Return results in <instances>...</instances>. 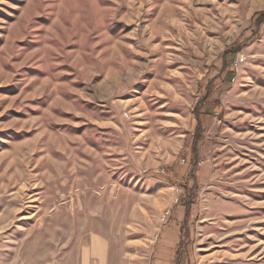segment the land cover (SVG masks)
<instances>
[{"label":"rangeland","instance_id":"rangeland-1","mask_svg":"<svg viewBox=\"0 0 264 264\" xmlns=\"http://www.w3.org/2000/svg\"><path fill=\"white\" fill-rule=\"evenodd\" d=\"M261 12L0 0V264H264Z\"/></svg>","mask_w":264,"mask_h":264},{"label":"crops","instance_id":"crops-1","mask_svg":"<svg viewBox=\"0 0 264 264\" xmlns=\"http://www.w3.org/2000/svg\"><path fill=\"white\" fill-rule=\"evenodd\" d=\"M205 121H206V117H205ZM178 241V238H177V236L176 235H172L171 236V238L169 239H167L166 240V246H162L163 248H165V249H168V250H173V245H174V243L175 242H177ZM169 253H170V251H168ZM174 255H175V253H174V251L170 254V260L167 262V261H163V262H158V264H175V260H174ZM163 256H161V258H162Z\"/></svg>","mask_w":264,"mask_h":264},{"label":"trees","instance_id":"trees-1","mask_svg":"<svg viewBox=\"0 0 264 264\" xmlns=\"http://www.w3.org/2000/svg\"><path fill=\"white\" fill-rule=\"evenodd\" d=\"M260 15H264V12H261L260 13ZM231 52H229V54H230ZM226 70H227V67H225L222 71H221V74L219 75L220 77H224V81H226V79H227V77L230 75V74H226L225 76H224V73L226 72ZM231 76L233 77V72H231ZM199 111V110H198ZM199 114V118H200V120H201V126H202V129L204 128L203 126H204V122H205V117H206V113H203V112H199L198 113Z\"/></svg>","mask_w":264,"mask_h":264},{"label":"built area","instance_id":"built-area-1","mask_svg":"<svg viewBox=\"0 0 264 264\" xmlns=\"http://www.w3.org/2000/svg\"><path fill=\"white\" fill-rule=\"evenodd\" d=\"M216 115H219V113H217ZM156 237H158V235H156Z\"/></svg>","mask_w":264,"mask_h":264}]
</instances>
